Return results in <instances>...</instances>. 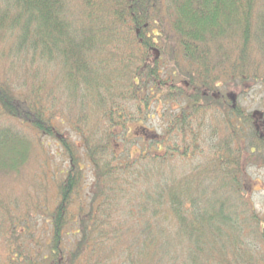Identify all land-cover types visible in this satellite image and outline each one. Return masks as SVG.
<instances>
[{"label":"trees","instance_id":"obj_1","mask_svg":"<svg viewBox=\"0 0 264 264\" xmlns=\"http://www.w3.org/2000/svg\"><path fill=\"white\" fill-rule=\"evenodd\" d=\"M0 63V175L31 157L20 126L68 161L53 211L5 219L0 264H264V110L240 105L249 82L264 104V0H0Z\"/></svg>","mask_w":264,"mask_h":264},{"label":"rangeland","instance_id":"obj_2","mask_svg":"<svg viewBox=\"0 0 264 264\" xmlns=\"http://www.w3.org/2000/svg\"><path fill=\"white\" fill-rule=\"evenodd\" d=\"M8 69L9 68L6 67V64L0 63V77H3V73H6V70ZM262 70H264V67H262ZM56 77L51 79V81L49 82V89L52 84V87H57L58 82L55 81ZM14 78L17 77L14 76ZM259 86L260 84L256 85L254 82H249L246 85L247 93L244 97L240 98V105L245 110L250 112H260L264 110L262 93ZM56 94L59 95L58 92ZM64 99L65 98L60 95L58 100L61 103ZM57 125L59 130H61L63 134L70 137L74 142H77V138L74 137V135L69 130V127L65 123L57 122ZM144 126L146 129H149L153 133V135L158 134V123L155 117H153V120H148L147 122H145ZM20 129L31 140L33 150L29 161L27 162V164L25 163L23 165L19 175H0V209H9L6 216H0V220L3 221L7 219L9 215L13 216L14 220H17V215H19L20 213L28 212L29 210V214L31 216H34L33 212L35 210V207L38 211L40 208H42L41 211H44L46 208H49L50 211H53V200L55 194H57V183H61L62 180H64L65 176H63L61 172H65L68 166L67 157L58 143L50 138L43 137L42 135L28 129L25 126H20ZM128 130L135 132V135L130 133L131 136L133 135L134 139L138 141L142 139L141 132H139L136 126H131L128 128ZM136 144L137 141H134L133 145L131 146L132 149L130 146H128L130 148L128 149L132 152L137 151ZM198 161L199 159L194 157V160H187L186 162L182 163L175 162V159H171L170 163L172 166H176L175 169L178 172H181L180 170L191 171L195 166H197ZM201 166H204V164H202ZM247 174L254 182L251 189L249 190V203L252 205L254 213L264 222V167L253 166L248 169ZM90 181L91 179L89 177V174H87L85 178V185H88ZM26 195L28 196V198H26ZM230 203L234 204L233 201H231ZM49 216L50 213L46 215V218L51 223ZM44 219L45 218L40 221L38 220L36 222V226L38 229L43 228L49 231V223L45 222L46 220ZM240 222L242 224L244 223V221ZM242 224L239 223L240 226ZM3 225L4 228L3 230H0V235H5V230L9 226L6 223V220L4 221ZM33 233L37 232L34 231ZM244 235L245 239L242 237L243 242L239 248L241 250H245L248 244L251 246H248L250 247V249L255 248L256 246L254 237L250 233V231L246 230ZM1 240L2 239H0V242ZM126 240L127 239H124V241ZM75 243V238L69 240L66 248L71 251ZM261 252H264V249H261ZM2 253H4V250L0 245V259Z\"/></svg>","mask_w":264,"mask_h":264}]
</instances>
